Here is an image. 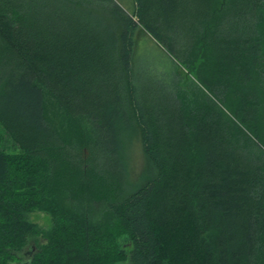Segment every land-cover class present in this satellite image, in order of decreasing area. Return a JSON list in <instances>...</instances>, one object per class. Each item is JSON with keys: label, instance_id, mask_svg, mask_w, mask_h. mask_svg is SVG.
Instances as JSON below:
<instances>
[{"label": "trees", "instance_id": "1", "mask_svg": "<svg viewBox=\"0 0 264 264\" xmlns=\"http://www.w3.org/2000/svg\"><path fill=\"white\" fill-rule=\"evenodd\" d=\"M132 5L0 0V264H264V0Z\"/></svg>", "mask_w": 264, "mask_h": 264}, {"label": "rangeland", "instance_id": "2", "mask_svg": "<svg viewBox=\"0 0 264 264\" xmlns=\"http://www.w3.org/2000/svg\"><path fill=\"white\" fill-rule=\"evenodd\" d=\"M115 1H117L118 4L125 11H127L129 13L132 11V7H133L132 0H115ZM138 49H140V51L144 52L143 54L154 57V59L156 61V65L158 67L166 68L167 65L170 66L169 62L172 60L173 54L171 52L167 51L161 45V43L159 41L154 40L152 38V36L149 35L145 31L141 32V37L139 40ZM176 61L179 64L177 65L176 68L175 67H173V68L176 69L177 71H180V72L182 71V73H184L186 71V68L183 66V64L179 60L176 59ZM192 79H194V81L196 83L200 84L197 81V79L193 78V76H192ZM207 91L218 102V104L222 108H224L226 111H228V113L231 114V116L235 120L240 121V119H236V118H240V117L231 111L230 107L227 105L225 100L215 96V93L213 91H210L209 88L207 89ZM48 110H49V113L53 115V113L51 112V107H49ZM240 124L256 140V142L260 145V147H262L264 149V133L261 132L260 130L255 129V127L254 128L251 127L245 121L240 122ZM0 130H1V128H0ZM1 132L3 134V137L5 139L7 147H9V148L12 147L9 137L2 130H1ZM124 154H125L124 155L125 160L123 159V162L127 165L125 167L127 168V170L129 169V173H125V175H123V179L126 181L130 180L132 182H137L139 180L140 173H141L143 165H144V159H143V155H142V149H141L140 141L134 140L131 148L125 149ZM29 219L37 222L42 227H47L50 223V219H49L48 215H46L42 212H39V211H35V212L30 213Z\"/></svg>", "mask_w": 264, "mask_h": 264}]
</instances>
